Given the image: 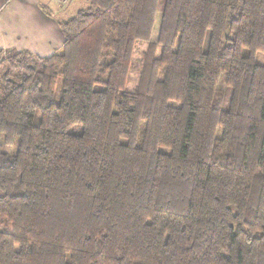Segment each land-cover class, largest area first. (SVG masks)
Wrapping results in <instances>:
<instances>
[{
    "label": "trees",
    "instance_id": "16d2710c",
    "mask_svg": "<svg viewBox=\"0 0 264 264\" xmlns=\"http://www.w3.org/2000/svg\"><path fill=\"white\" fill-rule=\"evenodd\" d=\"M88 3L0 48V264H264V0Z\"/></svg>",
    "mask_w": 264,
    "mask_h": 264
},
{
    "label": "crops",
    "instance_id": "0c3cea01",
    "mask_svg": "<svg viewBox=\"0 0 264 264\" xmlns=\"http://www.w3.org/2000/svg\"><path fill=\"white\" fill-rule=\"evenodd\" d=\"M73 1L60 5L56 0H0V48L42 57L59 51L64 41L59 23L81 8L71 5Z\"/></svg>",
    "mask_w": 264,
    "mask_h": 264
},
{
    "label": "rangeland",
    "instance_id": "374dc122",
    "mask_svg": "<svg viewBox=\"0 0 264 264\" xmlns=\"http://www.w3.org/2000/svg\"><path fill=\"white\" fill-rule=\"evenodd\" d=\"M80 2H82V3H80ZM47 3H49V2H47ZM75 4H79L81 7L80 9H86L89 5L87 0H81V1L80 0H74L71 5H75ZM48 5L52 10L56 9V5L54 3L51 2ZM63 5H65V4H63ZM160 17H161V13H160V11H158L156 16H155V19H154V25H153L150 41L156 40V36L158 33V26L160 23ZM147 45H148V42L145 41V42H138L135 46V50H134L133 57H132V63H131L130 71H129V78H128L126 86H125L126 91H133L136 88V85L138 83L139 70L141 67L143 52L147 48ZM255 61L257 63L264 65V53H257ZM12 148H10L9 150H11ZM0 229H8V225L6 223L0 224Z\"/></svg>",
    "mask_w": 264,
    "mask_h": 264
},
{
    "label": "built area",
    "instance_id": "2783aa9c",
    "mask_svg": "<svg viewBox=\"0 0 264 264\" xmlns=\"http://www.w3.org/2000/svg\"><path fill=\"white\" fill-rule=\"evenodd\" d=\"M58 3H60L61 5L63 4H67L69 1L71 0H56Z\"/></svg>",
    "mask_w": 264,
    "mask_h": 264
}]
</instances>
